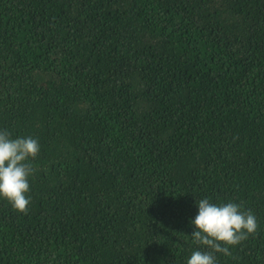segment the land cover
<instances>
[{
  "label": "trees",
  "instance_id": "16d2710c",
  "mask_svg": "<svg viewBox=\"0 0 264 264\" xmlns=\"http://www.w3.org/2000/svg\"><path fill=\"white\" fill-rule=\"evenodd\" d=\"M0 128L40 143L0 264H186L203 197L264 264V0H0Z\"/></svg>",
  "mask_w": 264,
  "mask_h": 264
},
{
  "label": "clouds",
  "instance_id": "9594fccd",
  "mask_svg": "<svg viewBox=\"0 0 264 264\" xmlns=\"http://www.w3.org/2000/svg\"><path fill=\"white\" fill-rule=\"evenodd\" d=\"M40 151L38 138L13 137L0 128V199H6L20 212H27L31 197L29 176L30 158ZM196 213L190 218L191 240L195 247L186 264H218L216 253L229 255L230 245L238 244L258 228V221L250 209H243L233 201L213 202L209 197L194 200Z\"/></svg>",
  "mask_w": 264,
  "mask_h": 264
}]
</instances>
